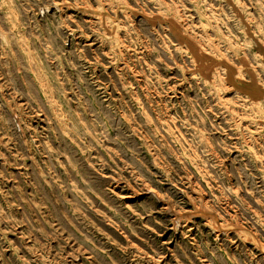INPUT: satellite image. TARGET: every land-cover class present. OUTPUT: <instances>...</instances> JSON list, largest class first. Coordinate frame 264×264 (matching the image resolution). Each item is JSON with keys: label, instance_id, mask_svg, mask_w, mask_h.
Instances as JSON below:
<instances>
[{"label": "rangeland", "instance_id": "1", "mask_svg": "<svg viewBox=\"0 0 264 264\" xmlns=\"http://www.w3.org/2000/svg\"><path fill=\"white\" fill-rule=\"evenodd\" d=\"M0 31V264H264V0H0Z\"/></svg>", "mask_w": 264, "mask_h": 264}, {"label": "bare ground", "instance_id": "2", "mask_svg": "<svg viewBox=\"0 0 264 264\" xmlns=\"http://www.w3.org/2000/svg\"><path fill=\"white\" fill-rule=\"evenodd\" d=\"M8 9V8H7ZM1 32V31H0ZM3 104V103H2ZM3 109H5V108H3ZM12 114V113H11ZM36 114V113H35ZM1 140V139H0ZM3 146V145H2ZM8 151V150H7ZM168 210V209H167ZM200 212V211H199Z\"/></svg>", "mask_w": 264, "mask_h": 264}]
</instances>
